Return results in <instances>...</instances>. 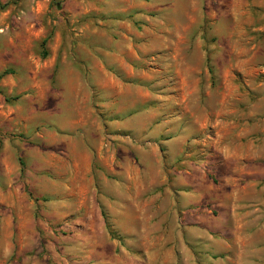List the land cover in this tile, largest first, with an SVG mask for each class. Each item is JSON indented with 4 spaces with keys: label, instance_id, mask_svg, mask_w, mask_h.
Returning <instances> with one entry per match:
<instances>
[{
    "label": "rangeland",
    "instance_id": "374dc122",
    "mask_svg": "<svg viewBox=\"0 0 264 264\" xmlns=\"http://www.w3.org/2000/svg\"><path fill=\"white\" fill-rule=\"evenodd\" d=\"M4 71L0 264H264V0H0Z\"/></svg>",
    "mask_w": 264,
    "mask_h": 264
},
{
    "label": "crops",
    "instance_id": "0c3cea01",
    "mask_svg": "<svg viewBox=\"0 0 264 264\" xmlns=\"http://www.w3.org/2000/svg\"><path fill=\"white\" fill-rule=\"evenodd\" d=\"M263 226H264V224H263ZM255 235L257 236V237H264V232L260 229V230H258L256 233H255ZM257 249V248H256ZM263 251L262 250H259V249H257L256 250V254L257 253H262ZM209 253L210 252H208V251H203L202 252V254L205 256L206 255V257H202V259H204V261L201 263V262H199L198 260H197V258H195V256L193 255V253H190L189 254V258H187V259H185V256L183 257V258H180V257H178V263L177 264H207V262L209 261ZM243 253L244 252H242L241 253V255L243 256ZM240 255V259H242V256ZM237 259V258H236ZM228 264H242L240 261H232L231 263H228Z\"/></svg>",
    "mask_w": 264,
    "mask_h": 264
},
{
    "label": "trees",
    "instance_id": "16d2710c",
    "mask_svg": "<svg viewBox=\"0 0 264 264\" xmlns=\"http://www.w3.org/2000/svg\"><path fill=\"white\" fill-rule=\"evenodd\" d=\"M45 43V40L42 42V44H44ZM44 55H46V52H43V56ZM6 73V71H4V72H2L1 74H0V78L4 75Z\"/></svg>",
    "mask_w": 264,
    "mask_h": 264
}]
</instances>
